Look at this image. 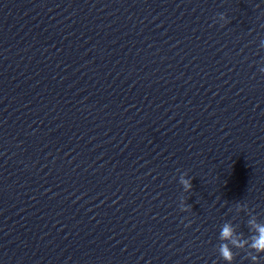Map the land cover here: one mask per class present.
Instances as JSON below:
<instances>
[{
	"label": "clouds",
	"instance_id": "obj_1",
	"mask_svg": "<svg viewBox=\"0 0 264 264\" xmlns=\"http://www.w3.org/2000/svg\"><path fill=\"white\" fill-rule=\"evenodd\" d=\"M225 19L226 18L223 14L219 15L220 21H225ZM261 47H264V41H261ZM261 71H264V68H262ZM180 183L183 185V188L186 192L192 189V182L190 179L181 176ZM182 210H186L183 208V205H182ZM256 231H257V235L253 238L251 247L255 250L256 253H264V225H257ZM232 234H233L232 228L228 225H225L221 229V238L223 239L230 238ZM221 255L225 260L229 261L231 264L233 254L226 244L221 245ZM257 259L258 257L256 256L252 257L253 261H256Z\"/></svg>",
	"mask_w": 264,
	"mask_h": 264
}]
</instances>
